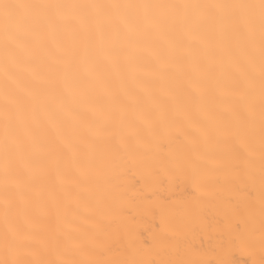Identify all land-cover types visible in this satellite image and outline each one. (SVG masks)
<instances>
[{
  "label": "snow or ice",
  "instance_id": "1",
  "mask_svg": "<svg viewBox=\"0 0 264 264\" xmlns=\"http://www.w3.org/2000/svg\"><path fill=\"white\" fill-rule=\"evenodd\" d=\"M232 250L264 264V0H0V264Z\"/></svg>",
  "mask_w": 264,
  "mask_h": 264
},
{
  "label": "bare ground",
  "instance_id": "2",
  "mask_svg": "<svg viewBox=\"0 0 264 264\" xmlns=\"http://www.w3.org/2000/svg\"><path fill=\"white\" fill-rule=\"evenodd\" d=\"M21 2H33V0H21ZM135 179H139V176L137 175ZM140 185L137 184V188H139ZM185 191L183 187L180 189H177V195L182 194ZM158 226V220L152 215V214H145L142 217L137 216L136 221L134 222V227L136 228L138 232V236L141 240H147L150 236V232L155 230V228ZM198 243H203L205 247L208 244L207 240L204 241H198ZM224 258L231 262V264H249V257L245 252H241L238 250H232L230 252H226L224 254Z\"/></svg>",
  "mask_w": 264,
  "mask_h": 264
}]
</instances>
